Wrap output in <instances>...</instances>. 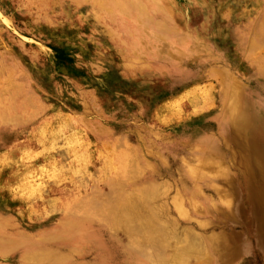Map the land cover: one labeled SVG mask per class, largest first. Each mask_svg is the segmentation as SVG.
Instances as JSON below:
<instances>
[{
    "label": "rangeland",
    "instance_id": "374dc122",
    "mask_svg": "<svg viewBox=\"0 0 264 264\" xmlns=\"http://www.w3.org/2000/svg\"><path fill=\"white\" fill-rule=\"evenodd\" d=\"M169 1L181 9L178 32L148 54L114 45L83 5L0 0V216L10 218L2 222L14 238L44 243L86 203L132 197L170 225L174 249L198 250L200 264H264V139L247 117L229 114L238 84L258 97L264 116V72L238 36L246 11L258 27L264 6ZM136 156L142 173L134 184L122 167ZM147 181L157 190L152 206L139 191ZM111 226L95 220L78 231L88 246L63 254L67 263L128 264ZM148 248L153 263L158 253Z\"/></svg>",
    "mask_w": 264,
    "mask_h": 264
},
{
    "label": "bare ground",
    "instance_id": "6f19581e",
    "mask_svg": "<svg viewBox=\"0 0 264 264\" xmlns=\"http://www.w3.org/2000/svg\"><path fill=\"white\" fill-rule=\"evenodd\" d=\"M69 1L77 6L79 4L83 5L88 11H91L92 15L90 17H92V20L100 26V31L102 30L114 45H127L148 54H156L158 51L155 52V50L164 46L163 43L159 42L161 37H174L178 32V29L172 26V23H175L174 18L181 9L178 4L176 6L167 4L168 0ZM173 1L176 2V0ZM173 1L169 2L172 4ZM256 2L264 6V0H256ZM246 18H248L246 29L238 32L240 43L242 48L246 50V56L249 55L253 62L256 61L259 70L264 72V55L258 54L259 50L264 49V19L257 27L255 26L256 18L252 12L246 11ZM180 40L183 44L188 43L183 38ZM226 84L229 83L225 80L224 85ZM235 86L238 89L233 87L231 92L229 111L231 119L239 116L247 117L255 134L264 139V121L262 119L264 116H260L257 112L260 111L258 97L243 90L238 84H235ZM225 91L228 93V86H226ZM226 92L224 95H226ZM136 161H139L137 156L133 160V165H131L130 160L128 165L122 167L123 176L128 175L127 178L132 180L134 184L137 173H142L139 172L141 167ZM136 164H138L137 167ZM221 170L223 171L219 166L218 171L221 172ZM252 174L254 176L260 175L257 171ZM260 180L263 179L260 178ZM139 191L143 194L141 196L143 203L146 202L148 206H152V202L157 195L156 186L153 182L147 181ZM141 203L140 198L132 197H127L124 200L120 199L119 204L111 205L105 204L99 199L98 201H90L85 204L82 212L65 215L62 219L66 224L51 229L49 231L51 238L44 243L37 240L27 243L21 233H16L14 238V233H10L6 229L8 224L2 222L9 221L10 218L0 216V264H5L1 260L7 261L9 259L14 261L13 264H68L63 254L72 256L76 255L74 253H80L87 248V234H78V231L83 228L87 229L88 225L95 220L104 225H112L110 230L123 247L122 257L126 258L128 264H165L166 259L160 254L168 255V263L170 264H200L196 260L199 255L198 250L193 246L180 249L181 251L174 249L176 245L172 247L171 241L175 242V239L173 238L171 241L169 239L170 236L167 231L170 225L159 216L158 212L144 213L141 210ZM174 204L180 213L185 212L181 198L175 197ZM195 206L203 209L201 204H195ZM107 210L108 215L106 216L104 212ZM137 223L144 227V240H146L148 247L153 248L152 251L158 253V257L153 263L146 261L149 248L141 249L140 242L138 243L136 239L139 232ZM60 236H64V239L60 240ZM62 240L66 241L64 243L65 249L60 246ZM177 249L179 248L177 247ZM84 264L92 263L85 262ZM100 264H107L106 260L102 259Z\"/></svg>",
    "mask_w": 264,
    "mask_h": 264
}]
</instances>
